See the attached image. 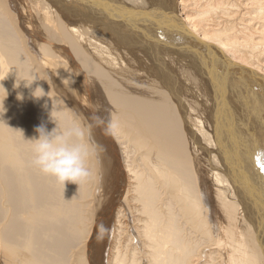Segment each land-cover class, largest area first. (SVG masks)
<instances>
[{"label": "bare ground", "instance_id": "bare-ground-1", "mask_svg": "<svg viewBox=\"0 0 264 264\" xmlns=\"http://www.w3.org/2000/svg\"><path fill=\"white\" fill-rule=\"evenodd\" d=\"M51 115L79 189L32 164ZM262 169L264 0H0V264H264Z\"/></svg>", "mask_w": 264, "mask_h": 264}, {"label": "clouds", "instance_id": "clouds-1", "mask_svg": "<svg viewBox=\"0 0 264 264\" xmlns=\"http://www.w3.org/2000/svg\"><path fill=\"white\" fill-rule=\"evenodd\" d=\"M35 81L37 80L25 81V86L31 87ZM37 90L41 92L40 95H36ZM33 95L39 100L47 94L41 88H37ZM52 119L58 125L53 131L48 132L43 125L35 129L39 138L32 140V164L42 174L54 178L57 183L63 185L64 189L68 183L77 185L79 189L82 184L91 181L93 174L88 168L87 162L95 154L94 150L85 143V130L78 123L72 121L61 128L53 116ZM92 120L97 127L105 124V121L99 116H93ZM119 130V121L109 118L104 128V134L115 138L119 134ZM109 233L110 229L101 224L97 233L98 242H103Z\"/></svg>", "mask_w": 264, "mask_h": 264}, {"label": "snow or ice", "instance_id": "snow-or-ice-1", "mask_svg": "<svg viewBox=\"0 0 264 264\" xmlns=\"http://www.w3.org/2000/svg\"><path fill=\"white\" fill-rule=\"evenodd\" d=\"M262 170H264V169H262Z\"/></svg>", "mask_w": 264, "mask_h": 264}]
</instances>
